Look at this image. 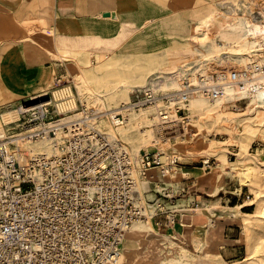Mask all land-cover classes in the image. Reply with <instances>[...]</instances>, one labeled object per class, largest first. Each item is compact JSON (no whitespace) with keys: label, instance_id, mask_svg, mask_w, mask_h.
Segmentation results:
<instances>
[{"label":"built area","instance_id":"1","mask_svg":"<svg viewBox=\"0 0 264 264\" xmlns=\"http://www.w3.org/2000/svg\"><path fill=\"white\" fill-rule=\"evenodd\" d=\"M196 67V75L184 78L175 92L163 87L175 74L154 75L133 93L128 114L155 108L158 138L166 142L187 135L193 94L216 101L230 84L245 82L239 70L225 64L205 61ZM39 99L21 103L19 120L0 131V264L116 263L136 222L149 217L161 226L162 216L170 215L168 223L176 224L178 211L166 209V203L176 205L178 197L158 186L159 199L150 214L151 202L146 207L139 183L148 180L152 169L164 176L178 174L180 157L156 151L134 158L103 126L100 110L80 102L77 109L60 112L58 102L74 101L69 92L61 101L50 91ZM111 117L120 126L129 115L115 112ZM23 134L28 141L53 140L58 153L25 156L19 140ZM202 164L208 171L215 162Z\"/></svg>","mask_w":264,"mask_h":264},{"label":"rangeland","instance_id":"2","mask_svg":"<svg viewBox=\"0 0 264 264\" xmlns=\"http://www.w3.org/2000/svg\"><path fill=\"white\" fill-rule=\"evenodd\" d=\"M159 1L161 2L162 6L167 9V16L162 20L163 22L165 21L167 23L164 22L165 25L163 23L160 28H158L159 26L154 23V27L159 29V33H155L156 28L149 29L150 26H147V34L150 32L152 36L151 40L147 38V42H150L149 44L151 45H147L146 53L140 55L138 54L131 59L132 64L130 67L135 70L131 74L135 79L133 81L135 84L134 86H137L135 91L147 86V65L153 69L152 73L148 77L149 82L156 74L173 73L176 75V77L167 83L172 85L175 83V85L178 86V89H181L182 80L189 75H196V66L205 61L215 64V66L225 64L234 70L241 71L243 68H245L242 67L244 66L242 65L243 63L241 64L236 61L238 56L236 52H233L232 56V51L218 46V44L223 41L220 35L223 32H227L228 30L233 31L237 27L238 30L240 28L241 32L243 33H251L253 28H257L259 34L261 32L262 26L264 25V0ZM195 14L196 16H194ZM200 24L201 28H197L199 31L197 30L196 32L198 34L195 33V37H192V33H190V31L192 29H196V27H198ZM196 38H198V42H196ZM258 50L259 51H255L253 54L264 53V45L262 49L259 48ZM194 52H196V54ZM245 57H250V55L247 54ZM90 58L92 61H96V63H99L105 59L100 57L93 58L92 56ZM254 62H257L256 59H252L250 61V63ZM83 64L84 67H82V69L86 67H94V63H89L87 65L85 62H83ZM187 68H190V70ZM141 77L143 80H145L143 83L139 82V80L142 79ZM66 87L70 89L73 88L72 96L76 103L71 107L67 106L68 108L66 109L68 110L77 109L80 106V102H82L87 104L89 107H94L100 110L103 113L106 110V106L114 107L117 105L118 107L123 108L126 103L131 101L121 100L118 104H116L110 100L109 94L105 88L100 87L95 82H92V90L90 88L87 89L84 87L80 77L76 74H73V78L63 82L60 86L57 83L52 85L47 89L46 92H54ZM164 90L171 91V88L165 86ZM134 92L131 94V99ZM41 94L37 97H34L33 100L40 98ZM28 100H21L16 103L6 104V100L0 99V113L18 108L21 103ZM190 103L188 107L189 113L187 114L189 119L186 120L187 124H185V126H187V135L184 137L176 136V138L167 140L166 142L163 141L159 145L153 142L154 140L159 139L157 129L155 128V125L157 124L155 108H146L137 113L133 112L135 114H128L127 111L123 113L129 115L128 122L131 121L133 116L138 117L144 112H149L150 118L155 119V121L150 120L151 122L144 123L142 126V128L144 127L146 130H148V134L146 145L142 148V151L139 155L143 154L144 152L156 151L166 154L175 153L178 157H180L184 167L187 165L191 167H201L203 165V161L212 159L215 164H213L214 166L209 170H213L214 167L223 162L224 153L227 154L226 161L230 163L228 164L230 168L240 159L246 161L253 160L251 163L255 169L253 170V175L251 178H249L248 182H246L247 179L244 180L240 175H226L228 182L232 183L231 185L234 186L233 188H230L231 185H227L224 189L225 191H223L217 198L219 199L220 197H224L223 201H226V203L225 206L220 205L221 207L218 209L219 211H217V214L214 215L215 224L213 226V242L209 245L203 244L202 246L193 241L186 242L185 245L187 246L188 250L184 251L182 255L183 258L191 262V264L257 263L264 258V234H262L261 229L258 227L257 217L254 216L258 205L262 203V195H264L261 192L263 186L262 182H260L261 175L259 174L260 169L264 168V132H261L260 135L255 137L251 142L247 141L249 142V146L247 147V151L243 152L239 143L233 144L230 142V135L223 127L214 128V125H212L211 122L213 118H205V116H202L199 113L192 112ZM249 105L250 99H241L235 104H230L229 109L231 113L234 115L236 114L238 118L240 117L238 119L239 121H253L254 119H259V121H261V119L264 120V112L259 111L258 118L256 116L258 114H250ZM118 111H121V109L113 110L107 114L109 115L107 118L103 119V126L110 132V124H112V117L110 114H114ZM103 114L105 115V113ZM259 121L256 124L257 126L261 123ZM128 122L126 123V126L128 125ZM152 124H154V126H151ZM13 126L12 124L7 126L0 122V131H4V129L9 130V127ZM140 129L141 128L139 126L135 129L133 128V134L140 135ZM119 137L122 140L121 135H119ZM122 141L129 147L128 150L132 154L133 150L131 148L132 146L128 144L129 142L124 139ZM37 142L39 143L41 141ZM37 142L33 141V143ZM180 177H183L182 171L176 175H167V178L171 179V181H167L168 185L175 188V191L172 194H175L177 190L175 187V180L179 179ZM147 184L148 183H146V180L143 183H139V189H141L142 193L141 195H143L146 199V207L147 201L149 202L147 198V192L150 190V187ZM235 184L237 185L235 186ZM153 198L154 197H151V200H153ZM181 198L186 199L184 194L179 199ZM187 203L188 201L181 202V204ZM191 207L197 208L199 206ZM155 208L156 206H149L150 214H154ZM182 208L185 209L186 207L183 206ZM139 223L141 222H136L134 225H139ZM145 223L146 222H143V224ZM153 227L156 230L158 229V232H163L162 234H164L166 238L162 237L161 239H158L154 236L148 239L147 237H141L131 240L129 238V232L126 233L123 241L122 257H125V253L127 251L132 250L133 255L128 260L130 264H147L146 254L155 252V247L158 246V244H167L168 242L166 239H174L167 230H164L158 226ZM223 227L225 231L223 230ZM177 229L179 231L181 230L180 227H177ZM192 229H194V227H192ZM179 240L182 241L181 239H178L177 241ZM165 247L167 248L168 246Z\"/></svg>","mask_w":264,"mask_h":264},{"label":"crops","instance_id":"3","mask_svg":"<svg viewBox=\"0 0 264 264\" xmlns=\"http://www.w3.org/2000/svg\"><path fill=\"white\" fill-rule=\"evenodd\" d=\"M166 10L159 0H0V99L6 104L33 99L58 80L82 75L87 69H82L83 62L97 66L116 59L131 65L132 58L147 52V38L152 37L147 26L156 28L155 23L160 28ZM91 56L105 59L96 63ZM181 171L183 177L175 180V194L167 182L171 179L158 169H152L153 180H147L150 206L159 199L158 186L178 197L176 205L166 203V209L178 211L176 224H168L167 215H163V225L158 226L167 231L184 229L183 211L191 206L208 208L219 199L225 206L224 197L217 198L232 184L225 178V187L215 193L216 177L209 175L212 170L187 165ZM183 194L186 199H179ZM208 220L196 215L192 226H207ZM155 222L151 221L153 226H157Z\"/></svg>","mask_w":264,"mask_h":264},{"label":"bare ground","instance_id":"4","mask_svg":"<svg viewBox=\"0 0 264 264\" xmlns=\"http://www.w3.org/2000/svg\"><path fill=\"white\" fill-rule=\"evenodd\" d=\"M196 14L194 16H196ZM199 27L201 28V24L198 27H196V29H192L190 31V33H192V37L193 36L195 37V33L197 32L198 30L197 28ZM220 36L222 37L223 41H221V43H219L218 46L232 51L231 53L232 56H233V52H236L238 54L236 61L241 64L243 63L242 65L244 66L242 67H245V68L239 71L241 72L242 78L245 82L243 84H230L226 88L225 94L216 101L210 100L203 93L193 94L191 101H190L191 110L194 113H199L200 115L205 116V118L206 117L213 118L211 122H212V125H214V128L223 127L227 131V133L230 135V139H229L230 142H232L233 144L239 143L240 147L242 148V151L245 152L247 151L249 142H251L255 137H258L261 132H264L263 130L264 120L261 119V121H259V119H256V120L254 119L253 121L251 120H248L245 122L239 121L238 119L240 117L238 118L236 114L234 115L233 113H231L229 109V105L235 104L238 102V100H241V99H250V105H249L250 114L252 113L258 114L256 116L259 118V111L264 112V53L253 54L255 51H259L258 50L259 48L262 49L264 45V25L262 26L261 32L259 34H258L257 28H253L251 33L249 32L243 33L241 32V29L239 28L238 30V27H237L233 31L228 30L227 32H223ZM148 39L151 40V37H148ZM197 39L198 38H196V40ZM198 41L199 40H197L196 42ZM200 41H203V40H200ZM149 43L150 42H147V45H151ZM194 53L196 54V52ZM247 54H249L250 57H245ZM252 59H256L257 62L250 63ZM187 69L190 70V68H187ZM134 71L135 70L132 67H130V65H124L122 61L112 59L109 62H105L102 65H97L92 68H87L85 72L79 77H80V80H82L84 87L87 89L90 88L92 90V82H95L100 87L105 88L109 94L110 100L118 104L119 101L121 100H132L131 94L132 92L135 91V88L137 87V86H134L135 84L133 83V81L135 79L133 75H131ZM152 71L153 69L147 65V85L149 82L148 77L152 73ZM144 81L145 80H143V78L139 80V82H142V83ZM165 86L171 88L172 92L179 90L178 86L175 85V83L174 85L167 83L163 87L165 88ZM72 89L73 88L71 89L68 88L66 90L64 89V90L54 91L57 101H61L62 98L67 95V92H69L72 95L73 94ZM38 100L40 99L38 98V99H35L34 101L37 102ZM129 103H126L123 106V108H120L117 105L114 107L106 106L105 108L106 110L103 112L105 113L104 117L107 118V116H109L107 114L112 112L113 110L121 109V111H118V112L127 111L126 108ZM74 104L76 103L73 100L66 101L64 103L58 102V107H60L59 108L60 112H65L68 110L66 109L68 108L67 106L71 107ZM131 114H135V113H131ZM131 114H130V118H131ZM110 115H113V113H111ZM19 118H20V109L18 108L11 109V110L6 111L3 114H0V122L7 126L14 124L16 121L19 120ZM150 120L155 121V119L150 118L149 112H144L138 117L133 116L131 121L129 122L127 121L128 122L127 126H126L127 122L124 125H120V126H116L113 123L110 124L111 132L110 131L109 132L114 137H118L119 139H120L119 135H121L122 140L124 139L128 141L129 142L128 144L132 146L131 148L133 150L132 152L133 157L140 159L141 155L139 154L141 153L142 148L146 145L147 134H148L147 133L148 130H146L144 127L142 128V126L144 125V123L151 122ZM258 121L261 123L258 124L257 126L256 124ZM138 126L141 128L140 133H139L140 135H137V134L135 135L133 134V128L135 129ZM151 126H154V124H152ZM23 137H24V134L20 135L19 138L21 139L19 140L21 142V145L23 148L22 151L24 152L25 156L27 155L30 156L34 154H40V153H48V154L58 153V149L56 145H54L53 140H46V141H41L39 143L38 142L33 143V141H28V139L26 138L24 139ZM153 142L159 145L162 141L157 139V140H154ZM125 146L127 149H129L127 145ZM226 157H227V154L224 153L223 162L219 163L216 167H214L212 172L209 174V175L216 177L217 189L215 193L220 192L225 187V178L227 174L232 175V176L240 175L242 176L244 180L247 179L246 182H248L249 178H251V176L253 175L252 174L253 170L255 169V167L251 163L253 160L246 161L242 159H240L236 164L232 165V167L230 168L228 166V164L230 163L226 161ZM150 172L151 170L148 173V182L153 180V176L151 175ZM259 174L261 175L260 182H262V186H263L262 187L263 189L261 192L264 194V168L260 169ZM146 183H147V179H146ZM262 196H263L262 203L258 205L254 216L257 217L258 227L261 229L262 234H264V195ZM220 205L221 203L219 201H216V202L211 203L210 207L208 208L198 207V209L192 208L191 210H184L183 215H182V225L184 226V229L180 231L175 228H172L171 231L168 230L171 236L175 240L166 239L168 242L167 244H163V245L158 244V246L155 247V252L146 254L147 264H191V262L185 260L182 255L184 251L188 250L185 244L186 242L193 241V242L198 243V245L202 246L203 244L209 245L210 243L213 242L214 240L213 226L215 224V219L213 218V215L215 214L214 209L220 208L221 207ZM196 215L206 216V218L209 219L207 226H204L198 229H192L193 227L192 221L194 220V217ZM138 222H141V223H139V225H133L132 228L128 231L130 235L129 238L131 240L132 239L134 240L136 238H141V237H147L148 239L154 236L155 238L157 237L158 239H161L162 237L166 238L165 235L162 234L163 232L162 233L158 232L157 231L158 229L156 230L151 225L152 223L149 217H148V220L146 221H138ZM143 222H146V223L143 224ZM226 223H229V222H226ZM223 230H224V227H223ZM178 239H181L182 241L180 240L177 241ZM165 246H168V247L166 248ZM126 253H125V257L124 256L121 257V259L118 262L109 263V264H130L128 260L129 258L132 257L133 251L129 250ZM250 264H264V258L257 263H250Z\"/></svg>","mask_w":264,"mask_h":264}]
</instances>
